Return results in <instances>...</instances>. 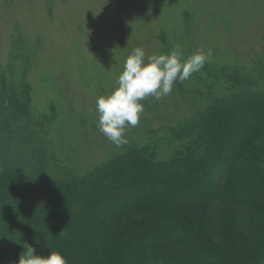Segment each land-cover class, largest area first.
Instances as JSON below:
<instances>
[{"label":"trees","instance_id":"1","mask_svg":"<svg viewBox=\"0 0 264 264\" xmlns=\"http://www.w3.org/2000/svg\"><path fill=\"white\" fill-rule=\"evenodd\" d=\"M170 34L154 36L155 54L180 45L187 58L199 49L190 35ZM25 57L15 63L11 53L0 67V264H18L26 244L45 257L58 251L68 264H264V57L209 60L172 97L146 98L144 114L158 128L146 116V139L120 148L108 140L105 160L83 170L61 155L64 131L50 137L64 123L55 102L33 106ZM64 201L78 202L73 213L85 225L60 217L62 226L37 233L34 212L56 216ZM20 213L30 215L27 225Z\"/></svg>","mask_w":264,"mask_h":264},{"label":"rangeland","instance_id":"2","mask_svg":"<svg viewBox=\"0 0 264 264\" xmlns=\"http://www.w3.org/2000/svg\"><path fill=\"white\" fill-rule=\"evenodd\" d=\"M161 30L172 33V41L190 35V43L205 53L212 50V62L247 64L264 57V0H0V67L11 53L18 57L15 63L25 55L29 58L33 106L44 110L48 102H55L64 123H55L50 137L64 131L61 155H74L83 170L104 161L110 150L108 139L90 130L97 125L96 98L117 87L134 48L142 47L147 56L159 51L154 36ZM168 107L167 113L175 110ZM146 116L127 130V138H147L141 123ZM153 117L147 116V126L156 129L160 122ZM77 203L62 202L64 209H57L53 217L49 208L43 215L34 212L39 219L36 232H53L54 223L62 226L60 217L82 228L85 219L74 214L81 210ZM20 218L27 225L30 215L20 213ZM52 238L46 239L51 243ZM60 240L56 236L53 244ZM141 253H133L135 260Z\"/></svg>","mask_w":264,"mask_h":264},{"label":"clouds","instance_id":"3","mask_svg":"<svg viewBox=\"0 0 264 264\" xmlns=\"http://www.w3.org/2000/svg\"><path fill=\"white\" fill-rule=\"evenodd\" d=\"M212 55L211 49L206 53L198 49L185 58L180 45L170 52L150 56L142 47L134 48L118 76L117 87L110 94L96 98L98 131L117 148L126 145L127 130L137 127L145 112L142 101L148 97L160 101L169 96L175 84L199 72ZM36 243H40L39 239ZM23 247L18 264H68L58 251H51L45 257L29 244Z\"/></svg>","mask_w":264,"mask_h":264}]
</instances>
